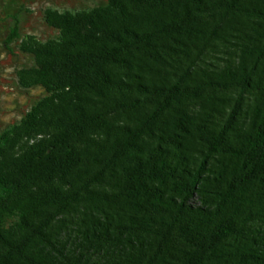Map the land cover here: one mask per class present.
Masks as SVG:
<instances>
[{
  "label": "trees",
  "instance_id": "obj_1",
  "mask_svg": "<svg viewBox=\"0 0 264 264\" xmlns=\"http://www.w3.org/2000/svg\"><path fill=\"white\" fill-rule=\"evenodd\" d=\"M205 12L187 3L159 32L176 38ZM253 13L260 22L252 29L250 67L222 70L196 86L185 82L188 72L174 83L142 79L133 85L137 97L95 111L62 109L33 123L29 134L55 132L39 133L20 150L23 137L6 135L0 264H264V10ZM53 18L68 35L62 49L21 47L42 58L35 72L48 90L106 96L118 85L110 67L129 63L157 34L107 29L97 12ZM206 87L239 88V101L246 90L255 93L246 131L230 136L239 102L218 132L183 108ZM146 106L152 108L132 125L114 126L111 140L89 141L110 118ZM196 146L203 156L191 169L188 152ZM10 217L17 229L3 231Z\"/></svg>",
  "mask_w": 264,
  "mask_h": 264
},
{
  "label": "rangeland",
  "instance_id": "obj_2",
  "mask_svg": "<svg viewBox=\"0 0 264 264\" xmlns=\"http://www.w3.org/2000/svg\"><path fill=\"white\" fill-rule=\"evenodd\" d=\"M187 3L206 8L202 20L173 39L159 32L163 21L173 20ZM255 8L264 10V0H0V143L6 135L16 139L21 135L18 150L29 146L43 137L39 133L48 136L55 132L45 127L29 134L28 130L35 129L33 123L62 109L95 111L115 101L137 97L133 85L142 79L174 83L188 72L185 82L196 86L214 80L222 70L236 69L242 64L250 67L252 57L247 53L255 37L252 29L260 22L253 13ZM93 12L99 14L101 24L107 29L122 33L125 28H132L157 34L129 58V63L110 67L118 85L106 96L48 90L41 84L45 78L35 72L42 58L23 52L21 47L60 50L68 35L53 24L57 22L53 17ZM14 29L15 36L6 44ZM239 93V88H199L183 108L218 132L239 102L230 131L234 137L247 130L255 99V93L246 90L239 101ZM151 108L143 107L131 117L110 118L108 127L91 133L89 141L99 144L111 140L114 126L132 125L135 117ZM202 156L203 148L199 146L188 152L189 167L195 169ZM217 159L218 155H213L208 166L215 167ZM198 203L195 196L191 204ZM1 227L3 231L16 230L17 218H5ZM104 262L115 264L116 260Z\"/></svg>",
  "mask_w": 264,
  "mask_h": 264
}]
</instances>
